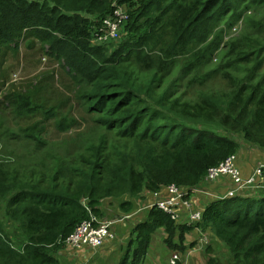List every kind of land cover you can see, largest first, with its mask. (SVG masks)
Returning <instances> with one entry per match:
<instances>
[{"label":"trees","instance_id":"16d2710c","mask_svg":"<svg viewBox=\"0 0 264 264\" xmlns=\"http://www.w3.org/2000/svg\"><path fill=\"white\" fill-rule=\"evenodd\" d=\"M117 3L129 14L121 39L91 44L96 22L101 25L113 13V0H0V73L23 44L49 56L79 87L77 96L87 101L96 124L83 141L73 137L43 150L48 119L62 132L76 120L59 115L61 103L47 109L35 102L40 85L0 100L19 116L43 112L18 132L8 130L12 138L35 143L39 158L23 172L9 160L0 162V264H63L65 239L92 215L111 217L110 207L135 215L137 202L164 195L171 184L221 185L222 179L206 182L209 168L230 155L238 158L242 147L264 149V78L257 72L264 65V32L256 39L247 30L227 37L243 13L264 14V0ZM263 21L257 22L260 29ZM251 41L257 44L250 50ZM241 46L249 52L242 50L240 60L254 65L251 75L237 78L232 72L240 68L235 55H241ZM216 78L226 82L223 88L204 91L201 86ZM55 149L60 150L53 154ZM238 165L245 175L239 158ZM223 179L229 188L222 197L201 204L193 199L201 205L199 223L147 208L132 223L119 264H142L161 231L172 254L181 255L177 264H189L183 257L197 244L188 242L196 227L212 239L207 264H264V188L226 197L233 184ZM220 248L228 262L218 255Z\"/></svg>","mask_w":264,"mask_h":264},{"label":"rangeland","instance_id":"374dc122","mask_svg":"<svg viewBox=\"0 0 264 264\" xmlns=\"http://www.w3.org/2000/svg\"><path fill=\"white\" fill-rule=\"evenodd\" d=\"M248 15L253 16L252 18H255V20L250 23V29L247 27L245 22ZM263 17L264 14L259 11H251V13L248 14L243 13L240 19H238V21H236L230 29V32L234 34H229L227 37L230 39L235 38L244 30H247L248 32L250 31V33H253V39H256V34L260 33V31L264 32V21L262 22L263 30L260 29L257 24L258 20L260 22ZM254 24H257V26L253 29ZM252 29L253 31H251ZM255 43L257 44V42ZM255 43L251 41L250 45H248V49L251 50ZM244 49L249 52L248 49L241 46L239 49L241 51V55H239V57L235 55L236 58H239L240 68H234L232 73L237 78H243L245 76L251 75L249 74V69L254 65V63H250L248 59L247 61L240 60V58L244 55L242 54L244 53V51H242ZM219 51L220 49L216 52L218 55L220 53ZM261 54L264 56V51H262ZM218 55H216V57H218ZM252 55L253 56H251V58L256 56L255 53ZM214 58L213 61L218 63L219 60L215 58L217 60L216 61ZM3 67L4 71L0 73V100H3L4 96L8 92L14 90H28L36 85H40V90L38 91L34 101L38 104L44 105V108L47 109L53 104L61 103L62 106L59 115L62 116V113L67 114L74 118L77 122V124L73 125L68 131L62 132L57 129L54 118L48 119V122L46 123L47 128L43 134L44 138L47 139V143L46 146L43 147V150L55 144H57L56 146L63 145V142L65 144V142L71 140L73 137L83 141L85 137L91 135V132L94 131L96 127L93 119L94 115L88 111L86 104L87 101L77 96L79 87L75 89V83L73 82L71 76L65 72V70L62 68V65L58 61L52 60L49 56L42 54L37 50H28L23 44L21 46L19 56L13 57L12 55H9ZM257 72H259V79H261V77L264 78V65ZM222 82H224V84L226 83L224 80L216 78L210 82H207L201 87L204 91L221 89L223 88ZM187 84L188 82L184 83V85ZM194 93L195 89L193 88L189 95L193 96ZM42 116L43 112L39 109L38 111H33L29 114H26L25 116H19L6 106L0 105V162L2 160H9L7 162L14 163L16 167L20 168L19 171L23 172L26 166L35 162V160L39 158L38 155L33 154L35 150V143L29 140H23L19 137L12 138L10 132L13 131L8 130L11 129L14 130V132H18L19 127L26 126L32 121L42 118ZM236 137L239 138L238 136ZM59 150L60 149H55L52 151V153L54 154L55 151ZM63 151L64 150L62 148L61 152ZM159 195L160 194H155V197L152 201H155L156 198L160 197ZM148 203H136L138 209L135 212V215L133 213L129 214L132 215V217L134 216V220L132 222H128L129 227H132V223L143 215V212L147 209ZM113 209V207L108 208V212L112 215L111 217L114 215L112 213ZM132 217L127 219V221L133 219ZM123 223L126 224V222ZM117 231L118 234L116 235V239L113 241V243L109 244L108 247L101 248V250L98 251L97 257L101 264H111V262L115 263L119 261L124 256L128 248L132 235H127L128 237L124 239L121 236L119 229ZM197 231L200 233L199 238H202L205 232H203L201 227H198ZM198 244L199 245L197 249H201L199 254L200 256L203 255L204 257L207 247L201 245L200 243ZM226 252L227 251L220 248L218 255L224 261L228 262L230 257L227 256ZM78 255L79 253L66 247L65 250H63V256L61 257L63 264H80L81 261L78 259ZM159 257L160 262L157 261ZM171 257L172 251H170L164 243L163 236L161 233H155L149 249V254H147L144 264L171 263ZM194 257L196 259L198 255L196 254ZM189 258H191V255ZM207 260L208 258L205 256L203 259L199 260L197 264H207ZM190 262L191 264H194L192 259Z\"/></svg>","mask_w":264,"mask_h":264},{"label":"built area","instance_id":"2783aa9c","mask_svg":"<svg viewBox=\"0 0 264 264\" xmlns=\"http://www.w3.org/2000/svg\"><path fill=\"white\" fill-rule=\"evenodd\" d=\"M113 13L107 16L102 24L96 22L95 29L92 33V44H107L115 41L121 36L124 23L128 20L129 14L125 6L113 0ZM262 167H257L250 175H244L238 165L236 154L230 155L220 164L209 168L206 175V182L213 183L220 178L227 177L230 179L233 187L227 192L226 197L233 196L242 190H251L257 188L258 179L262 176ZM211 193L203 187H181L176 184H171L167 187L164 195H159L155 201L147 204V208L155 206L165 213L169 214L172 219L178 220L181 218V213L187 210V223H199L203 219L202 211L197 209L193 203L194 195ZM185 208V209H184ZM132 215H126L119 219H102L92 215L89 220L83 221L77 226L75 231L65 239L64 244L71 250L77 251L83 247L98 248L102 246L108 239L114 237L113 228L118 222H124L131 218ZM210 242V237L204 233L202 238H199V243L207 246ZM181 259L179 253H173L170 264H177Z\"/></svg>","mask_w":264,"mask_h":264},{"label":"crops","instance_id":"0c3cea01","mask_svg":"<svg viewBox=\"0 0 264 264\" xmlns=\"http://www.w3.org/2000/svg\"><path fill=\"white\" fill-rule=\"evenodd\" d=\"M238 158H239V164L242 167L244 173H246V175H250L254 172V169L260 166H264V149H259L256 151H250L249 149H247L246 147H242L241 151L238 154ZM253 171V172H252ZM222 179L221 181V185H218V180ZM217 181H215V187L210 186V187H206V184L203 185L202 187L207 190L208 192H210V195H205V193H200L198 195H194L192 196L195 199H200L199 202L200 204L203 202H208L209 198L207 197H216V198H220L222 197L221 195H224L225 192H223L225 189L227 190L229 188V186L227 185L225 179L220 178ZM259 183L257 184V188H264V167H262V176H260V178L258 179ZM210 185L207 183V186ZM256 189V188H255ZM254 190V189H251ZM151 202V201H150ZM197 208L201 205L196 204ZM195 206V207H196ZM112 213L114 214L113 217H105V219L107 218H114V217H119L120 215H123L121 212L117 211L115 208L113 209ZM181 218L184 219V222L186 224L187 221V210L185 209L182 213H181ZM118 225V226H117ZM114 227V233H115V238L113 239H108L106 241V243L101 246L100 248H96V249H92L90 247H86L83 248L81 250H78L77 253H79L78 255V259H80L81 263L80 264H101L97 255H98V251L101 250V248H105L108 247L109 244H112L113 241L116 239V235L118 234V229L121 232V236L125 239L128 236L127 235H131V229L132 227L128 228V221L126 224H117ZM198 227L195 228V230H193L191 233L188 234V242L192 243L193 241H196L197 244L195 246H193L192 249H189L187 252V255H185L183 258L185 259L186 263L191 264L190 260L192 259L194 264H197L199 260L203 259V255L200 256L199 252L201 249H197L198 248V243H199V236L200 233H198L197 231ZM160 232V231H159ZM158 233V232H157ZM161 235L163 236V240H164V232H160ZM158 233V234H160ZM155 236V234H154ZM153 236V238H154ZM210 240H212L210 238ZM153 241V239H152ZM152 243V242H151ZM151 246V245H150ZM191 253V254H190ZM198 255V257L195 259V255ZM191 255V258H189V256ZM120 261V260H119ZM119 261L113 263L111 262V264H119ZM146 261V259L144 260V262ZM157 261L160 262V257L157 259ZM144 262L142 264H144ZM170 264V262H168ZM162 264V263H160ZM164 264V263H163Z\"/></svg>","mask_w":264,"mask_h":264},{"label":"clouds","instance_id":"9594fccd","mask_svg":"<svg viewBox=\"0 0 264 264\" xmlns=\"http://www.w3.org/2000/svg\"><path fill=\"white\" fill-rule=\"evenodd\" d=\"M237 28H238V27H237ZM126 215H129V214H123V215H120L119 217H114V218H112V220H113V219H119V218L124 217V216H126ZM102 219H105V218H102ZM107 219H110V218H107ZM124 222L127 223V219H126ZM117 224H123V222H118V223H116V224L114 225V227H115ZM113 232H114V228H113ZM113 238H115V233H114V237H113ZM113 238H110V239H113ZM105 243H106V242H105ZM105 243H104V244H105ZM104 244H103V245H104ZM103 245H102V246H103ZM86 247H87V246H86ZM86 247H83V248H86ZM100 247H101V246H100ZM100 247H98V248H100ZM83 248H82V249H83ZM90 248H92V247H90ZM92 249H96V248H92ZM80 250H81V249H80ZM77 251H78V250H77ZM77 251H75V252H77Z\"/></svg>","mask_w":264,"mask_h":264}]
</instances>
